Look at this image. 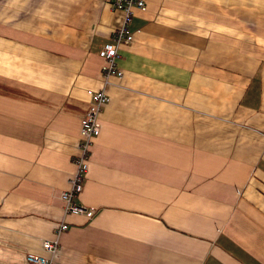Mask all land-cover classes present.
I'll use <instances>...</instances> for the list:
<instances>
[{"label":"crops","instance_id":"obj_1","mask_svg":"<svg viewBox=\"0 0 264 264\" xmlns=\"http://www.w3.org/2000/svg\"><path fill=\"white\" fill-rule=\"evenodd\" d=\"M66 215L63 264H264V0H144ZM110 0H0V264L46 254Z\"/></svg>","mask_w":264,"mask_h":264},{"label":"built area","instance_id":"obj_2","mask_svg":"<svg viewBox=\"0 0 264 264\" xmlns=\"http://www.w3.org/2000/svg\"><path fill=\"white\" fill-rule=\"evenodd\" d=\"M110 7L121 10L124 16L122 23L113 29L108 41L99 51V55L103 59L100 69L101 88L86 91L89 105L85 115L80 120L78 154L73 160L74 171L68 178V186L60 191L63 218L56 223L53 229V238L43 239L41 242L46 254L27 253L25 259L28 264H63L58 260V251L60 235L69 228V223L64 216L79 214L86 219H91L94 216V209L80 200L89 166L91 146L100 133V116L110 99L106 86L110 84L112 77H123V72L117 63L119 47L132 41L133 33L129 29L130 18L134 8H145V2L144 0H110Z\"/></svg>","mask_w":264,"mask_h":264}]
</instances>
